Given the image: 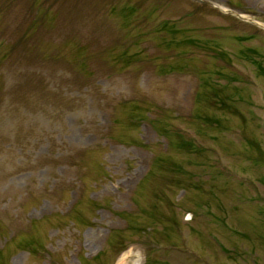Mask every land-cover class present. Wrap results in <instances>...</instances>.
Listing matches in <instances>:
<instances>
[{
  "label": "rangeland",
  "instance_id": "rangeland-1",
  "mask_svg": "<svg viewBox=\"0 0 264 264\" xmlns=\"http://www.w3.org/2000/svg\"><path fill=\"white\" fill-rule=\"evenodd\" d=\"M220 9L264 26L0 0V264H264V30Z\"/></svg>",
  "mask_w": 264,
  "mask_h": 264
},
{
  "label": "bare ground",
  "instance_id": "bare-ground-1",
  "mask_svg": "<svg viewBox=\"0 0 264 264\" xmlns=\"http://www.w3.org/2000/svg\"><path fill=\"white\" fill-rule=\"evenodd\" d=\"M118 264H126V259H122L118 262ZM135 264H138L137 262Z\"/></svg>",
  "mask_w": 264,
  "mask_h": 264
}]
</instances>
